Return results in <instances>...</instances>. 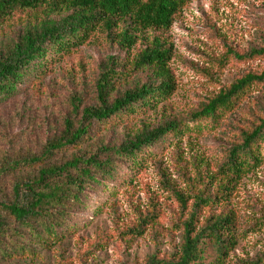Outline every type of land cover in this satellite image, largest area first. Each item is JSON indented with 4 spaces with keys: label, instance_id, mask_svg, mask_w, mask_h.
<instances>
[{
    "label": "trees",
    "instance_id": "trees-1",
    "mask_svg": "<svg viewBox=\"0 0 264 264\" xmlns=\"http://www.w3.org/2000/svg\"><path fill=\"white\" fill-rule=\"evenodd\" d=\"M192 2L0 0V30L15 23L19 14L26 16L0 48V108L29 83L43 84L53 65L98 38L126 53L140 46L134 70L146 74V81L121 91V61L108 58L96 79L92 103L85 105L82 98L74 97L59 125L45 123L42 139L21 143L19 148L9 144L0 151V264H44L41 252L70 236L77 212L93 192L111 190L109 184L118 180L123 164L142 168L171 134L200 135L217 130L253 88L264 89V68L259 73L250 70L222 87L186 119L157 125L142 122L131 127L124 140H107V134L119 125L137 123L176 92L169 66L172 51L164 35ZM246 58L264 61V48L252 50ZM100 128L104 129L102 138L94 141L92 134ZM222 158L215 175L219 180L212 181L211 190L195 194L193 210L181 225L179 245L171 255L153 254L144 264H207L209 248L216 255V264L230 257L238 244L235 219L223 211L215 215L212 209L227 203L221 201L228 194L225 190L235 188L264 164V106ZM197 183L204 184L199 179ZM190 185H196L194 180ZM200 208L212 210L202 223Z\"/></svg>",
    "mask_w": 264,
    "mask_h": 264
},
{
    "label": "rangeland",
    "instance_id": "rangeland-1",
    "mask_svg": "<svg viewBox=\"0 0 264 264\" xmlns=\"http://www.w3.org/2000/svg\"><path fill=\"white\" fill-rule=\"evenodd\" d=\"M25 19L19 14L15 23L0 30V48L3 39L12 36L19 21ZM164 36L172 51L169 66L176 92L137 123L119 125L107 134L108 141L124 140L131 127L142 122L157 125L186 119L222 87L250 70L259 73L264 61L246 57L252 50L264 48V0H193ZM140 49L126 53L113 49L104 38L94 39L53 65L43 84L22 87L16 98L0 108V151L9 144L20 146L42 139L45 123L59 125L74 97L82 98L85 105L92 103L101 65L110 57L121 61L119 90L146 81V74L133 65ZM263 106L264 89L255 87L217 130L171 134L142 168L123 164L118 180L109 184L111 190L93 192L77 212L70 236L41 252L44 264H144L153 254L171 255L180 243L181 225L193 210L195 194L211 190L219 180L215 175L226 149ZM102 132V128L94 131V141L102 138ZM87 147L88 143L84 149ZM198 179L204 184H198ZM191 180L196 185H190ZM225 191L228 194L221 201L227 203L220 208L216 204L212 210L215 215L223 211L235 219L238 244L218 264H264V164ZM212 210H198L201 223ZM215 259L209 248L206 263L216 264Z\"/></svg>",
    "mask_w": 264,
    "mask_h": 264
}]
</instances>
